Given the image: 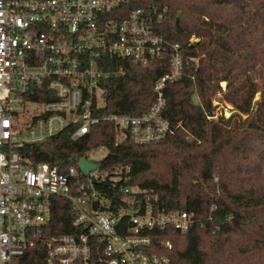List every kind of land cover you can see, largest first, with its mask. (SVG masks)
Segmentation results:
<instances>
[{"label": "built area", "instance_id": "2783aa9c", "mask_svg": "<svg viewBox=\"0 0 264 264\" xmlns=\"http://www.w3.org/2000/svg\"><path fill=\"white\" fill-rule=\"evenodd\" d=\"M166 11L163 0H0V264H17L34 246L44 264H172L150 232L185 233L197 223L194 213L159 209L156 191L129 183V166L103 168L107 146L63 166L24 153L65 132L82 138L100 123L112 126L115 146L164 139L171 132L164 88L184 66L181 45L157 32ZM162 56L168 71L154 82L146 111L105 112L109 79L124 77L126 63ZM82 157L97 162L88 175ZM58 199L69 205L70 233L50 234ZM161 246L172 248L169 240Z\"/></svg>", "mask_w": 264, "mask_h": 264}, {"label": "trees", "instance_id": "16d2710c", "mask_svg": "<svg viewBox=\"0 0 264 264\" xmlns=\"http://www.w3.org/2000/svg\"><path fill=\"white\" fill-rule=\"evenodd\" d=\"M163 1L167 11L157 32L179 43L184 59L182 76L164 88L171 132L156 144L115 146L112 126L100 123L82 138L65 132L24 153L33 163L63 166L107 146L103 168L129 166V183L156 191L159 209L194 213L197 223L185 233L172 226L150 232L158 253L168 254L172 264H264V0ZM168 66L167 56L147 65L126 63L124 77L107 81L105 112L146 111L154 82ZM220 81H226L222 98L232 112L209 119ZM160 148L157 153L169 158L166 170L148 157ZM58 203L50 234L70 233L69 205ZM165 240L171 250L161 246ZM17 264H44L42 248L34 246ZM91 264L105 263L93 258Z\"/></svg>", "mask_w": 264, "mask_h": 264}, {"label": "rangeland", "instance_id": "374dc122", "mask_svg": "<svg viewBox=\"0 0 264 264\" xmlns=\"http://www.w3.org/2000/svg\"><path fill=\"white\" fill-rule=\"evenodd\" d=\"M195 41V37H191L190 39V42H194ZM220 86L222 88V91H217L215 93V95L213 96V101H212V104L215 106V109H214V113H218V116L222 113L224 115L225 118H227L231 112H232V106L225 102L222 98V93L225 89V86H226V81H220ZM260 95L259 93H257L255 95V99H259ZM192 98L194 99V101H198V96L196 94H194L192 96ZM218 118V117H217ZM215 118V120L217 119ZM163 148H160V149H157L155 151H152L150 154H149V160H150V163L152 165H154L156 168H159V169H164L166 170L167 167H168V161H169V158L166 157L165 155H161L157 152L159 151H162ZM106 154V150H102V152L100 153V155H104Z\"/></svg>", "mask_w": 264, "mask_h": 264}, {"label": "water", "instance_id": "95a60500", "mask_svg": "<svg viewBox=\"0 0 264 264\" xmlns=\"http://www.w3.org/2000/svg\"><path fill=\"white\" fill-rule=\"evenodd\" d=\"M78 166L84 175H88L90 171L97 168V162L93 160H87L82 157L79 159Z\"/></svg>", "mask_w": 264, "mask_h": 264}]
</instances>
